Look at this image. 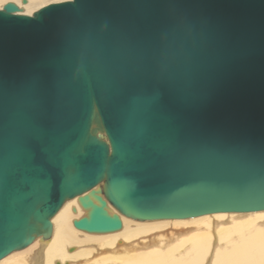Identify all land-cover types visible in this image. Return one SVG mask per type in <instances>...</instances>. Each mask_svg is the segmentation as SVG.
<instances>
[{
	"label": "water",
	"instance_id": "1",
	"mask_svg": "<svg viewBox=\"0 0 264 264\" xmlns=\"http://www.w3.org/2000/svg\"><path fill=\"white\" fill-rule=\"evenodd\" d=\"M73 199L95 235L264 210V0L0 6V260Z\"/></svg>",
	"mask_w": 264,
	"mask_h": 264
},
{
	"label": "bare ground",
	"instance_id": "2",
	"mask_svg": "<svg viewBox=\"0 0 264 264\" xmlns=\"http://www.w3.org/2000/svg\"><path fill=\"white\" fill-rule=\"evenodd\" d=\"M7 1L30 14L42 5L61 0H26L23 5L21 0H0V6ZM72 206L77 208L75 199L52 218L53 232L47 242L35 240L16 259L7 260L18 252L2 258L0 264H75L73 259L79 256L84 257L83 261L76 264H264V210L131 225L127 224L131 219L122 218L118 232L95 235L72 229L71 220L81 214L79 208L72 213ZM167 223L173 230L164 229ZM90 242L103 247L97 255L84 248ZM72 245L78 249L68 252Z\"/></svg>",
	"mask_w": 264,
	"mask_h": 264
},
{
	"label": "rangeland",
	"instance_id": "3",
	"mask_svg": "<svg viewBox=\"0 0 264 264\" xmlns=\"http://www.w3.org/2000/svg\"><path fill=\"white\" fill-rule=\"evenodd\" d=\"M71 212H72V211H71ZM74 214H75V213H74ZM126 220H127V218H126ZM128 220H130V219H128ZM134 222H137V221H133V220H132V221H128L127 224H128V225H131V224L134 223ZM166 225H167V226L164 228L166 231H171V230H173L172 227L169 226V223H167ZM71 226H72V225H71ZM72 229H74V228L72 227ZM175 229H183V227H176ZM75 230H76V229H75ZM80 232H82V231H80ZM83 233H84V232H83ZM90 244H91V245H90ZM94 244H95V243L90 242V243H89V246H88V243H87V244L84 245V246H85L84 248L92 249V250H93L92 252H93L95 255H97L98 250H101V248H103V247H99L98 245H97V246H96V245L94 246ZM74 249H78L77 245L69 246V247L67 248V251L69 250L68 252H70L71 250H74ZM102 250H103V249H102ZM16 252H18V253H16ZM16 252H13L12 254L16 253V254H18V255L15 254V255H13L12 258L9 257L10 259L8 258L7 260L11 261V260L16 259V258H17L18 256H20V254L23 253L24 251H23V249H22V250H20V251H16ZM19 252H20V253H19ZM9 255H10V254H9ZM9 255H8V256H9ZM6 257H7V256H6ZM6 257H4V258H6ZM4 258H3V259H4ZM79 258H80V259H79ZM83 258H84V257L79 256V257L75 258L76 261L73 259V262H75V264H76V263H81V262L83 261ZM3 259H1V260H3ZM77 259H78V261H77ZM70 262H72V261H70ZM73 262H72V263H73Z\"/></svg>",
	"mask_w": 264,
	"mask_h": 264
}]
</instances>
